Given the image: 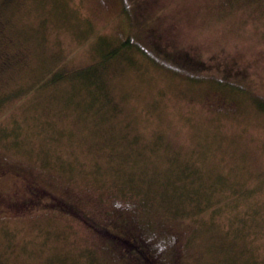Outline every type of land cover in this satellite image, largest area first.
Instances as JSON below:
<instances>
[{"label":"rangeland","instance_id":"rangeland-1","mask_svg":"<svg viewBox=\"0 0 264 264\" xmlns=\"http://www.w3.org/2000/svg\"><path fill=\"white\" fill-rule=\"evenodd\" d=\"M217 2L0 0V264H130L127 221L165 264H264V9ZM128 38L84 116L70 77Z\"/></svg>","mask_w":264,"mask_h":264},{"label":"trees","instance_id":"trees-1","mask_svg":"<svg viewBox=\"0 0 264 264\" xmlns=\"http://www.w3.org/2000/svg\"><path fill=\"white\" fill-rule=\"evenodd\" d=\"M217 3L218 6L223 9L233 7L234 5H237L238 7L245 5V7L250 10L251 15L254 16L258 11L264 9V0H218ZM134 40L136 39L128 38L118 42L113 40H104L113 46H110V48H105V46H107L106 44L104 47H102L105 49L101 50V56L99 52V54L96 52L97 55L94 56V60H92V62L88 65L82 67L84 69L81 71V74L78 72L77 74H74L72 77H70L72 78L75 89H79L84 94L87 93L90 96L89 105L88 103L80 105L84 109L82 111L84 116L93 113L90 111L91 106H100V103H102V107L105 105L107 107L111 106L114 109L117 105L116 102L111 99V95L113 93L112 74H114L116 71V67H121V62L123 64V61L130 59L129 55L134 50L135 46ZM181 58L184 62H186L185 64L194 65V69H196V71L198 70V67L206 70L204 68L206 66L205 63L201 65V61L189 53L184 54ZM195 63H197L199 66H196L197 64L195 65ZM61 78H64V76ZM218 79L226 85L231 84L232 81L234 82V80L230 81L231 78L226 79L225 76L222 79ZM47 82L50 81H46L45 79L44 84L48 85ZM12 95H14V93L0 97V106L3 105L2 101H4V99L12 97ZM103 97H105V100H102ZM95 123L96 122L93 121L92 124L95 125ZM184 167L186 168L187 166ZM182 171L185 173L184 168ZM124 192H126V190H124ZM148 195H150V192ZM195 205L198 208H203L199 202H196L192 206ZM69 209H72L76 212V209L73 206H70ZM180 210V208H177V211L184 212V209H182V211ZM101 230L112 249L119 252V254H121L130 264H165V262L159 257L158 252L154 249V246L148 240V237L145 236L143 230L139 228L136 223L127 221L124 222L117 230L107 227H101Z\"/></svg>","mask_w":264,"mask_h":264},{"label":"flooded vegetation","instance_id":"flooded-vegetation-1","mask_svg":"<svg viewBox=\"0 0 264 264\" xmlns=\"http://www.w3.org/2000/svg\"><path fill=\"white\" fill-rule=\"evenodd\" d=\"M40 196H42L41 194H36V193H33L32 194V197L31 198H29V200L27 201H25L24 203V205H30L32 202H33V200H34V202L37 200V198H39Z\"/></svg>","mask_w":264,"mask_h":264}]
</instances>
